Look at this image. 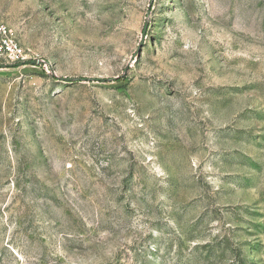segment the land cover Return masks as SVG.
Listing matches in <instances>:
<instances>
[{
    "label": "rangeland",
    "instance_id": "374dc122",
    "mask_svg": "<svg viewBox=\"0 0 264 264\" xmlns=\"http://www.w3.org/2000/svg\"><path fill=\"white\" fill-rule=\"evenodd\" d=\"M0 21L27 54L0 67V264H264V0Z\"/></svg>",
    "mask_w": 264,
    "mask_h": 264
},
{
    "label": "built area",
    "instance_id": "2783aa9c",
    "mask_svg": "<svg viewBox=\"0 0 264 264\" xmlns=\"http://www.w3.org/2000/svg\"><path fill=\"white\" fill-rule=\"evenodd\" d=\"M26 60L25 49L14 32L0 21V67L22 63Z\"/></svg>",
    "mask_w": 264,
    "mask_h": 264
},
{
    "label": "water",
    "instance_id": "95a60500",
    "mask_svg": "<svg viewBox=\"0 0 264 264\" xmlns=\"http://www.w3.org/2000/svg\"><path fill=\"white\" fill-rule=\"evenodd\" d=\"M60 79H62L63 81H66V80H68L67 78H60Z\"/></svg>",
    "mask_w": 264,
    "mask_h": 264
}]
</instances>
